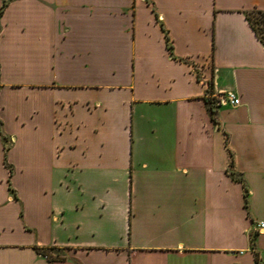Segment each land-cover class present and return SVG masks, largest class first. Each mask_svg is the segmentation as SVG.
Segmentation results:
<instances>
[{"label":"crops","instance_id":"1","mask_svg":"<svg viewBox=\"0 0 264 264\" xmlns=\"http://www.w3.org/2000/svg\"><path fill=\"white\" fill-rule=\"evenodd\" d=\"M256 10L0 0V264H264Z\"/></svg>","mask_w":264,"mask_h":264},{"label":"trees","instance_id":"2","mask_svg":"<svg viewBox=\"0 0 264 264\" xmlns=\"http://www.w3.org/2000/svg\"><path fill=\"white\" fill-rule=\"evenodd\" d=\"M252 14H256L258 15V19H256L255 21L252 19ZM247 19H248V22L252 28V30L254 31V33L256 34L257 38L259 39V41L262 43L263 47H264V35L262 36V32H264V11H252L250 13L247 14ZM256 24L260 25L261 27L259 26H256ZM262 31V32H261ZM233 177H235L234 174H232ZM236 179L238 180H241L240 178L236 177ZM40 253H42L43 255L44 254V251L43 250H39ZM47 256V255H45Z\"/></svg>","mask_w":264,"mask_h":264},{"label":"built area","instance_id":"3","mask_svg":"<svg viewBox=\"0 0 264 264\" xmlns=\"http://www.w3.org/2000/svg\"><path fill=\"white\" fill-rule=\"evenodd\" d=\"M217 105L235 107L238 105V97L232 91H222L219 93ZM256 231L261 233L264 231V223L259 221L256 223Z\"/></svg>","mask_w":264,"mask_h":264},{"label":"rangeland","instance_id":"4","mask_svg":"<svg viewBox=\"0 0 264 264\" xmlns=\"http://www.w3.org/2000/svg\"><path fill=\"white\" fill-rule=\"evenodd\" d=\"M258 15H256V14H252V19L255 21L256 19H258ZM256 26H259V27H261L260 25H258V24H256ZM262 32V31H261ZM262 36L264 35V32H262V34H261Z\"/></svg>","mask_w":264,"mask_h":264}]
</instances>
